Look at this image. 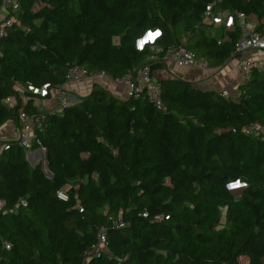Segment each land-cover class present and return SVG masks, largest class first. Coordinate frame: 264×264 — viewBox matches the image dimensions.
Wrapping results in <instances>:
<instances>
[{
  "label": "trees",
  "instance_id": "1",
  "mask_svg": "<svg viewBox=\"0 0 264 264\" xmlns=\"http://www.w3.org/2000/svg\"><path fill=\"white\" fill-rule=\"evenodd\" d=\"M18 1L0 34V129L19 126L21 110L40 118L52 176L18 139L1 143L10 148L0 154V264H264V133L244 132L264 126V67L235 96L156 73L165 110L97 85L57 113L28 89L63 84L75 65L123 78L154 44L219 67L237 55L239 24L218 43L204 20L214 0ZM214 11L256 16L264 31V0H221ZM243 177L238 198L226 184Z\"/></svg>",
  "mask_w": 264,
  "mask_h": 264
},
{
  "label": "built area",
  "instance_id": "2",
  "mask_svg": "<svg viewBox=\"0 0 264 264\" xmlns=\"http://www.w3.org/2000/svg\"><path fill=\"white\" fill-rule=\"evenodd\" d=\"M221 0H214L206 8L204 20L212 26L211 35L215 36L218 43L223 41L222 27L233 28L236 23L241 28V35L236 42V67L244 75L247 80L254 68L264 67V31H259L257 28L258 20L252 22L248 19L247 14L244 12H237L232 14L229 11H214V6ZM12 11H17L20 8L18 0H11L9 7ZM11 23V19L7 21V24ZM262 53L261 56H255L256 53ZM161 64L163 69L167 72H171L172 65H177L179 68H196L201 71L210 70L209 60L200 56L192 50H188L184 46H172L164 47L162 45H151L150 54L146 60L129 71L123 78L127 96L136 99H148L159 110H165L166 107L161 98V85L158 81L156 72L152 69L154 65ZM96 75H108L105 72L90 73L87 68L82 65L73 66L66 75V80L63 84L58 86H52L50 84L44 85L42 88H35L31 85L28 89L36 95H40L44 98V101H55L52 107H46V109L54 110L57 113H61L66 106L72 104L71 92L69 84L75 81L85 80L88 77ZM224 95L229 93L224 90ZM40 126V118L35 115H28L24 110L20 112L19 130L21 135L17 138L19 142L29 150H46L40 140L36 137L35 128ZM245 133H264V126L256 123L249 127L244 128ZM34 142L41 145L38 149H32ZM9 149L10 145L6 143L3 149ZM57 197L61 200H69V194L66 190H59ZM4 201L0 199V207ZM21 205L26 206L27 201L22 199ZM81 207V206H80ZM83 210V209H81ZM118 226H124L125 223L120 218L117 223ZM106 244L105 234H100V240L97 245H94L93 252L99 253L101 247ZM10 247L9 244H7Z\"/></svg>",
  "mask_w": 264,
  "mask_h": 264
},
{
  "label": "crops",
  "instance_id": "3",
  "mask_svg": "<svg viewBox=\"0 0 264 264\" xmlns=\"http://www.w3.org/2000/svg\"><path fill=\"white\" fill-rule=\"evenodd\" d=\"M8 12V11H7ZM248 19L252 22H256V16H248ZM207 24H209L207 22ZM3 25H0V34L3 31ZM231 28L222 27V35ZM209 30H212V26L209 24ZM262 53H256L255 56H261ZM171 72H167L166 69L157 70L159 77H181L185 80L195 83L203 88H214L219 90H226L229 95H237L239 93L240 85L245 81L244 75L236 67V59L233 58L226 64L219 67H212L210 70L201 71L196 68H179L177 65H172ZM101 86L111 91L116 97L120 99H128L126 92V86L123 79H113L109 75H96L86 78L85 80L75 81L69 84L71 92V101L75 103L80 97L90 94L95 86ZM27 99V98H25ZM25 102V101H23ZM15 103H8L13 105ZM55 104V101H51L50 107ZM21 135L19 126L14 122L6 123L0 129V154L3 151L1 143L3 141L17 139ZM32 153V152H31ZM30 153V154H31ZM29 154V155H30ZM27 156L31 162V156L34 157V153L31 156ZM32 163V162H31ZM33 164V163H32ZM234 191V194H239V191Z\"/></svg>",
  "mask_w": 264,
  "mask_h": 264
},
{
  "label": "rangeland",
  "instance_id": "4",
  "mask_svg": "<svg viewBox=\"0 0 264 264\" xmlns=\"http://www.w3.org/2000/svg\"><path fill=\"white\" fill-rule=\"evenodd\" d=\"M10 1L11 0H1L2 7L0 8V25L1 24L3 25L4 21L7 19V16H8L7 15V11H8V7H9V4H10ZM210 34H212L211 30H210ZM114 41H115V43H118L119 42V38L118 37L114 38ZM20 96H21L22 100H24V101L26 100L25 99L26 98V93L24 92L23 88L20 89ZM14 101L16 102V99L15 98H11V99L7 100V103H11V102H14ZM36 101L38 102L40 107H44V106L50 107V104H51V101L45 102L44 100L41 101V100H38V99ZM2 146L4 147V145H2ZM31 152L34 153V157L31 156L32 155ZM28 155L31 156L30 160L33 163V165L40 164L42 169L45 171V173L46 174L49 173L48 171H50V167H49L48 155H47V153L45 151H43V150H29L28 149L27 150V156ZM237 180H239L241 182V184L244 185V186H242L240 188H237V189H232L231 191H232L233 194H234L233 190L239 191V194H234V195H235V197H240L244 187L248 183V180H247L246 177H243V178L237 179ZM234 181H236V180H234ZM222 213H223V218L222 219H223V222L225 223L226 208H222Z\"/></svg>",
  "mask_w": 264,
  "mask_h": 264
},
{
  "label": "clouds",
  "instance_id": "5",
  "mask_svg": "<svg viewBox=\"0 0 264 264\" xmlns=\"http://www.w3.org/2000/svg\"><path fill=\"white\" fill-rule=\"evenodd\" d=\"M161 35L160 30L152 31L148 30L141 38L137 39L136 41V47L138 50H143L144 46L148 44L149 42H153L156 40L157 37ZM244 185L241 184L239 180L236 181H229L226 184V188L229 190L240 188Z\"/></svg>",
  "mask_w": 264,
  "mask_h": 264
},
{
  "label": "water",
  "instance_id": "6",
  "mask_svg": "<svg viewBox=\"0 0 264 264\" xmlns=\"http://www.w3.org/2000/svg\"><path fill=\"white\" fill-rule=\"evenodd\" d=\"M45 152L47 153V155H48V151L47 150H45ZM49 173L47 174L49 177H51L52 176V173L50 172V171H48ZM239 198V197H238ZM237 198V199H238Z\"/></svg>",
  "mask_w": 264,
  "mask_h": 264
}]
</instances>
